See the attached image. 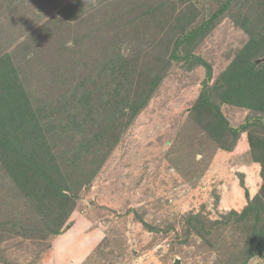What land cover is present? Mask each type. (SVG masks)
<instances>
[{
    "label": "rangeland",
    "instance_id": "obj_1",
    "mask_svg": "<svg viewBox=\"0 0 264 264\" xmlns=\"http://www.w3.org/2000/svg\"><path fill=\"white\" fill-rule=\"evenodd\" d=\"M263 57L264 0H0V264H264Z\"/></svg>",
    "mask_w": 264,
    "mask_h": 264
},
{
    "label": "trees",
    "instance_id": "obj_2",
    "mask_svg": "<svg viewBox=\"0 0 264 264\" xmlns=\"http://www.w3.org/2000/svg\"><path fill=\"white\" fill-rule=\"evenodd\" d=\"M218 14V12H217ZM214 16H212L211 18H209V20H207L205 22V24L203 26H200L201 29H196L195 31L190 32L185 40L188 43H195L198 40V37H200L203 33H205L206 31V27L208 29V27H210V24L212 23ZM181 28V32L183 31L184 26H180ZM195 61L197 63H202V65L206 68L207 71H209V67L206 65V63L200 61L199 59H195ZM257 65H255L254 61H248L245 66H243L242 69L238 70L236 77H235V82H238L240 84H242L243 86H238L237 87V92L241 93L242 91H244L245 89V95L249 94L250 98L248 99V102L252 101V103H244L241 106L242 107H246L249 109H260L261 112H264V107L261 108H255L256 103H258V100H260V98L263 97L264 100V75L261 77H258V75L256 73H259V71L256 70ZM252 73L254 74L253 78L254 81H256L257 83H253L250 86H245L243 84V82H246L247 80H249L250 75H252ZM224 79H230L228 75L225 74ZM5 79L1 76L0 77V81H4ZM3 87H5L3 85ZM247 88V89H246ZM118 94V93H117ZM10 96V95H9ZM91 107V100H89V98H86V94H83L81 97V104L79 105V110H89ZM218 118L220 123L223 125L225 124V120L222 116H220L218 114ZM244 126L241 127V130H243Z\"/></svg>",
    "mask_w": 264,
    "mask_h": 264
},
{
    "label": "water",
    "instance_id": "obj_3",
    "mask_svg": "<svg viewBox=\"0 0 264 264\" xmlns=\"http://www.w3.org/2000/svg\"><path fill=\"white\" fill-rule=\"evenodd\" d=\"M264 62V57L263 58H260V59H256L254 61L255 65H259L260 63Z\"/></svg>",
    "mask_w": 264,
    "mask_h": 264
}]
</instances>
